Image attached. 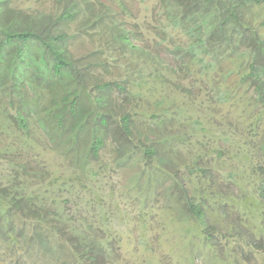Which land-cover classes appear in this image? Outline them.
I'll list each match as a JSON object with an SVG mask.
<instances>
[{
  "label": "trees",
  "instance_id": "obj_1",
  "mask_svg": "<svg viewBox=\"0 0 264 264\" xmlns=\"http://www.w3.org/2000/svg\"><path fill=\"white\" fill-rule=\"evenodd\" d=\"M44 1L50 2L52 7L49 11L42 8L27 13L13 6V0H0V131L10 138L20 135L19 141L0 142V161L13 150L15 144L20 149L39 145L30 118H36L39 127L51 139L60 132L73 130L78 120H85L84 116L89 113L78 96L71 101L67 97L61 101L53 99L44 109L50 118L41 116L39 98L35 100V97L39 91L55 90L58 86L69 89L75 82L87 87L90 80H95L88 73L92 65L104 64L107 67L109 55L106 56L105 52L116 48L125 54L131 51L140 53L139 58L142 57L145 64H139L134 69L130 65L127 68V77L138 75L134 81L135 90L129 88L124 80L96 83L105 90L104 94L96 97L105 107L111 102L115 89L127 94L123 98L126 102H130V99L140 101L146 97L149 98L145 103L147 110L141 111L142 115L159 109L160 113L154 116L166 125L169 107L174 105L171 93L176 99L186 100L194 94L187 84L190 81L191 87L200 86L201 92L207 93L204 120L203 115L198 114V104L195 112L189 114V118L195 121L194 130L200 127L205 133L211 132L210 124L216 123V117L223 107L228 106L226 113L230 108L235 110L232 112L237 118L236 122L248 129L252 140L264 138L259 128L260 125L264 126V33L261 30L264 21L256 24V15H252L250 10L251 6H264V0H159L152 18L153 22L156 21L153 26L160 30L156 42L169 47L175 58L174 65L165 63L158 53L153 56L151 49L144 45L133 42L132 32L120 23L113 0ZM116 2L119 8L125 10L122 0ZM153 22L150 21V25ZM74 35L89 36L95 42L100 41L92 56L81 59L74 56L69 43V38ZM158 67L169 70L158 71ZM152 79L168 85L170 93L166 95L163 87L158 93L154 92L159 94L154 97L155 100L152 96L147 97L142 93V88L148 87ZM51 93L54 95L55 91ZM195 95L199 96L196 92ZM106 112L100 113V124L108 130L114 127L111 129L114 161L122 167L135 166L136 171H133L129 185L137 188L139 183L142 184L143 190L139 191L141 209L147 210L149 196H161L165 203L168 202L161 206L164 229L170 230L173 222L179 224L176 231L182 238L178 237L177 242L183 246L176 254L177 264H186L184 259H191L190 264H196L193 251L187 248L189 241L186 239L189 236L198 238L201 244L215 250L222 264H248L249 256L254 260L260 256L264 264L263 244L254 237L250 239L246 232L232 234L230 228L208 226L206 212L210 194H216L215 188L218 190L220 182L228 187H237L236 193L234 190L227 192L226 188L218 190L223 201L227 200L224 196L228 198V194L232 196L235 193L243 211L253 210L254 203L260 205V199H264V182L257 188L256 196L250 192L249 184L243 183L247 179L237 176V168L226 170V166H217L219 174L211 169L215 158L213 154L219 160L226 157L224 142H233L235 155L245 164L253 163L254 147L244 148L234 140L235 133L226 134L221 144L208 149L197 148L192 137L184 139L178 135L179 142L189 141L192 145L185 156L186 152L183 150L182 154L170 142L171 139H167L169 144L162 140L158 144L149 135L151 129H142L133 121L130 112H125L119 121L112 120ZM190 119L187 121L191 128ZM65 121L72 122L69 128L65 127ZM80 128L85 130L82 125ZM93 137L91 153L98 157L105 140L98 134ZM13 158L18 159L15 155ZM255 165L262 167L261 163ZM255 165L252 172L256 173ZM85 171L87 181L84 185L87 190L83 193L97 194L92 197L96 203L93 205L101 206L104 199L96 190L94 181L97 183L98 178H93L102 172L90 167ZM193 175L198 179L196 184L190 182ZM12 176L7 181L0 180V251L3 252L0 255L9 257L10 264H122L121 256L112 251L107 238L92 234L88 226H70L69 200L63 195H71L70 183L77 179L74 174L51 176L48 189L42 191L19 174ZM157 177L160 188L156 185ZM146 178L150 180L148 183L143 180ZM168 180L170 184H164ZM186 223L193 224V228L184 227ZM148 225V222H144V228H148ZM230 234L239 238L237 241L241 243L237 251L238 257L240 254L242 256L235 263L223 258L225 252L221 244L225 240V246L229 245L226 241H231ZM117 239L121 241L122 235ZM153 240L154 236L144 232L136 241L127 239L125 246L133 250L136 258L144 259L143 264H163L162 260L148 261L146 253L153 254L155 250ZM135 247H139L140 252ZM160 247L163 246L158 243L157 250Z\"/></svg>",
  "mask_w": 264,
  "mask_h": 264
},
{
  "label": "rangeland",
  "instance_id": "obj_2",
  "mask_svg": "<svg viewBox=\"0 0 264 264\" xmlns=\"http://www.w3.org/2000/svg\"><path fill=\"white\" fill-rule=\"evenodd\" d=\"M159 0H122L125 5V10L119 8L116 0H113L114 9L118 10V17L120 23L127 31L132 32L133 42L136 44H142L145 48L151 49L153 56L155 53H158L162 58H164L165 63L173 64L175 63V58L168 50L165 44H160L156 42L158 39L157 32L160 31L159 28L153 26L156 24V21L153 22L152 18L154 15L155 9L158 7ZM13 6L20 7L24 9L27 13L35 12L36 9H45L49 11L51 9L50 2L41 0H13ZM51 6V7H50ZM251 14L256 15L257 22L256 24H261L264 21V6H251ZM152 21V25H150ZM74 28L73 30H75ZM262 33H264V26L261 27ZM70 48L77 59H81L89 55L92 56L96 51V47L100 44V41H94L89 36H79L74 35L69 38ZM160 40V39H159ZM140 53L137 52H127L116 48L114 50H109L105 52V55H109V63L107 67L104 64L92 65L93 68L88 71L89 74L94 76L95 80H90L87 87L80 82H75L69 89H63L62 86H58L55 90H44L43 92L39 91L38 96L35 97V100L39 98V110L42 112L41 116H49L47 110V105L53 102V99L61 101L65 97L69 101L73 100L75 96L80 98V103L89 113L88 116H84L83 121L76 124L73 130L66 131L64 133L60 132L59 135H56L54 139H51L49 135L39 127L36 118H30L31 126L34 130V135L37 140L36 146H31L30 149H22L14 145L13 150H11L6 157L0 161V180L7 181L12 178L14 173L19 174L23 179H26L30 182H33L37 188L41 191L48 189V182L51 176H68L74 174L77 179L70 183V188L72 189L71 195H66L64 193L63 198H68L67 205L70 210V221L69 224L72 228H81L82 226H88L89 231L96 235L97 237H105L109 240V247L112 248V251L121 256L122 264H143V260H139L133 255V250L128 246H125L127 239H132L136 241L138 237L147 232L148 235L154 236L155 250L153 254L146 253L148 261L151 259L162 260L163 264H177L178 257L176 254L180 251V248L183 246L181 243L177 242L178 237H181L176 231L179 224L178 222H173L171 229L166 231L164 229V218L160 213H163L161 206L164 204L161 196H149L148 206L145 211L144 208L141 209L142 199L139 198V191L143 190L142 184L139 183L137 188L131 187V176L133 171H136L135 166H126L122 167L118 165V162L115 158V152L113 151V142H112V131L114 127H109V130L100 124V113L105 111L108 116L113 120L119 121L122 115L125 112H130L133 121L143 129L150 130V137L153 140L160 141L163 143L169 144L167 139H171L170 142L177 147V149L185 156L190 152L191 143L179 142L177 139L178 135H182L184 139L192 137V141L196 144L197 148L208 149L209 147L216 146V144H221L220 141L224 139L223 136L236 134L234 140H237L239 144H242L244 148L254 147L255 157L252 164H245L244 161L235 155V146L230 140L224 142L225 155L223 159H218L215 156L213 165V172L219 174L217 171V166H226V170L232 168H237L238 177L243 179V183L249 184L250 192L254 193L256 196L257 188H259L264 182V138L261 140L258 138L252 140L248 135V129L236 122L237 118L232 112L235 110L230 108L227 113L226 109L228 106L223 107L222 112L216 117V123L210 124L211 132H203L200 127L194 130V120L190 119V113L195 112L194 108L199 105L198 114L203 115L206 108V92H201L200 86L191 87V82L188 81L187 84L191 88V92L194 94L189 96L186 100L183 98L176 99L173 92L171 93V99L174 101V105L170 106V112L168 115L169 121L166 125L161 124V119L155 118V114L160 113L161 110L155 109L150 110L147 113L143 114L141 111L147 110L148 99H143L138 101L137 99H130V102H126L123 98L127 96L125 92H120L115 89L112 92L111 102L108 105H103L102 102H98L96 97L101 96L105 93V90L100 89L96 83L101 84L103 82H108L112 80H124L128 82L129 88L133 90L135 87L138 75L127 77V68H135L139 64L144 65V59L139 58ZM94 60V57L91 58ZM169 67V66H168ZM167 69V68H166ZM165 67H158V71L166 70ZM169 70V69H167ZM160 80L152 79L149 82L148 87L142 88V93L147 97L152 96L153 100L158 97V93L164 87V93L168 95L170 90L168 85H163L159 83ZM88 83V82H87ZM138 90H141L139 88ZM195 90V91H194ZM55 91V97L53 93ZM195 92L199 96L195 95ZM190 99H194L196 102H192ZM104 101V100H101ZM195 103V104H193ZM170 105V104H169ZM191 106V107H190ZM154 107V105H153ZM109 110V111H108ZM85 111V110H83ZM111 112V115L110 113ZM188 114L184 117V115ZM231 112V113H230ZM87 113V114H88ZM197 114V113H196ZM187 119L192 120L191 128ZM227 121L229 122L227 124ZM71 121H65V127L69 128ZM219 124V125H218ZM222 124V125H221ZM80 125L85 127V130L80 128ZM222 127H221V126ZM55 127V126H53ZM260 131L264 133V126L260 125ZM187 132V134H186ZM94 134L102 136L105 140V144L99 150V156L94 157L91 153V146L94 141ZM186 137V138H185ZM19 141L20 135L12 136L11 138L8 135H4V132L0 131V142H10V141ZM201 142H204L201 144ZM232 145V147H230ZM20 149V150H19ZM231 151H230V150ZM198 150V149H197ZM17 156L18 159L13 158ZM210 156V158L213 157ZM233 155V156H232ZM206 158L205 160H207ZM257 163H261L262 167L260 168ZM22 164V166H21ZM137 165V164H136ZM257 167L256 173L252 172L254 166ZM90 167L93 170L101 171V175L94 177L93 179L98 178V181H94L96 184V190L99 191V195L104 199V202L99 205H93L94 203L92 197H96L97 194H89L86 191L84 185L87 181V172L85 168ZM102 167H105V170H102ZM216 167V168H215ZM18 169V170H17ZM28 169V170H27ZM38 169L40 171H38ZM17 170V171H15ZM38 171L34 173L33 171ZM29 171V172H28ZM31 171V173H30ZM181 172V171H180ZM251 173V175H250ZM188 177V175H187ZM86 178V179H85ZM148 179V180H147ZM158 179V177H157ZM144 182L148 183L149 178L143 179ZM189 178L187 181L189 182ZM198 179L196 175L192 176L190 182L196 184L195 182ZM170 180L165 181L164 184H170ZM92 184V180H91ZM190 184V183H188ZM220 187L218 190L226 188L227 192L234 190L236 193L237 187L231 185L225 186V183L220 182ZM156 185L160 188L161 184L159 179L156 182ZM147 186V184H146ZM209 187V183H208ZM233 187V188H232ZM69 188V189H70ZM68 190V189H65ZM217 188H215L216 194H210L209 201L207 202L206 212L208 226L215 229H220L221 227L230 228L232 234H239L241 231L246 232L250 239L253 237L257 239V242H260L264 245V199H260V205L254 203L253 210L243 211L240 208L238 197L228 194L230 197L224 196L222 200L221 195L219 194ZM158 195V194H156ZM163 201V202H162ZM79 203V206L77 205ZM176 213V212H175ZM107 214L106 217L104 215ZM185 217H182V219ZM151 221V222H150ZM144 222H148V228H144ZM180 222V221H179ZM106 223V224H105ZM118 223L120 226L118 227ZM193 224H184V227L193 228ZM147 229V230H146ZM119 230V231H118ZM121 230V231H120ZM150 230V231H149ZM230 234L229 238L231 241H226L229 245L225 246V240L222 241L224 255L223 258L235 263V260H238L242 255L237 250H240L241 243H238L236 236ZM122 235V240L118 242V237ZM117 237V238H116ZM182 238V237H181ZM249 238V237H248ZM188 245L187 248H190L195 255L196 264H222L221 258H217V252L212 250L209 247L204 246L198 241V238L187 237ZM158 243L162 244L157 250ZM166 244V246H164ZM136 249L139 247H135ZM172 249V250H171ZM140 252V249H137ZM164 250V251H163ZM264 252V247L262 249ZM170 251V252H169ZM2 254L3 252L0 251ZM135 252V253H138ZM141 256L143 254L139 253ZM225 256V257H224ZM185 263H191V259H184ZM221 261V262H220ZM9 257L0 255V264H10ZM246 262L248 264H263L260 256L255 260L249 256V259ZM183 264V263H182Z\"/></svg>",
  "mask_w": 264,
  "mask_h": 264
}]
</instances>
